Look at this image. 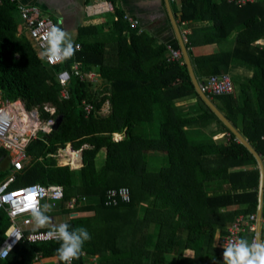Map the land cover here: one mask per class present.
<instances>
[{
    "label": "trees",
    "instance_id": "1",
    "mask_svg": "<svg viewBox=\"0 0 264 264\" xmlns=\"http://www.w3.org/2000/svg\"><path fill=\"white\" fill-rule=\"evenodd\" d=\"M182 3L181 20L197 18L194 13L202 7L217 6L214 0ZM226 7L236 8L242 18L235 48L196 56L192 43L186 47L199 82L229 74L231 66L252 73L244 78L229 74L232 92L209 98L264 166V44L251 46L264 36V0ZM17 16L14 3L0 0V97L38 110L42 121L61 117V122L56 130L39 131L27 143L28 160L11 187L61 186L63 210L73 198H98V205L84 208L94 212L92 217H69L65 222L70 230L82 226L90 233L83 252L109 250L115 257L108 264H203L218 229L231 225L237 216L256 215L259 173L254 159L200 99L182 57L168 62L166 47L131 27L121 13L105 41L86 39L101 29L86 24L79 27L80 49L74 60L84 71H96L103 86L98 90L71 75L69 99L62 100L56 76L66 64L42 61ZM215 25L222 37L234 29L231 16L215 19ZM83 102L92 105L89 114ZM105 102L108 113L102 115ZM45 107L54 108V114ZM114 134L121 139L114 140ZM218 134L223 142L214 139ZM67 144L81 149L78 169H71L64 157L61 162L67 165H58L54 156ZM160 155L161 165L153 169ZM9 163L8 152L0 148V181L8 175ZM121 187L127 188L129 202L105 206L106 192ZM74 210L81 212V207ZM8 225V216L0 209V243ZM58 247V241L38 245L20 241L0 264H31L36 255H56ZM173 253L177 259H168Z\"/></svg>",
    "mask_w": 264,
    "mask_h": 264
},
{
    "label": "built area",
    "instance_id": "2",
    "mask_svg": "<svg viewBox=\"0 0 264 264\" xmlns=\"http://www.w3.org/2000/svg\"><path fill=\"white\" fill-rule=\"evenodd\" d=\"M15 4L17 14L21 21L24 23V27L28 32L29 39L33 41L38 47L39 51H42L41 44L43 43L44 34L53 26H58L56 21L51 17L47 16L45 12L37 6H26L16 3L15 0H10ZM177 2H182L183 0H175ZM229 4H233L237 7H244L258 0H225ZM123 19L126 20L131 27H136L138 25V20L129 15H123ZM76 51L80 49V45H75ZM182 55L178 49H169V54L167 56L168 62H177L181 59ZM47 62V61H46ZM48 63V62H47ZM55 64L49 65H57ZM82 64L78 61H74L69 65L66 64V68L59 72L56 79L61 87L60 99H69V82L71 75H76L80 81H86L91 84H96L101 81L98 73L96 71H84ZM202 91L209 97H218L229 95L232 92L233 84L229 74H219L209 76L204 82L201 83ZM83 110L86 114H89L92 110V105L90 103L83 102ZM107 105V110L109 108L108 102H105L103 107ZM102 107V109H103ZM45 111L50 114H54L55 109L51 107H45ZM102 111V110H101ZM0 118H4L6 122H0V148L6 150L10 157L11 172L0 181V209H3L9 219V225L4 233V238L0 243V250H3L6 246L11 245V251L20 242L24 241L29 245H38L42 243H50L56 240H49L45 237L48 230H37L30 231L28 227L30 226L31 217L29 211H20L15 217L9 215L12 209V201H18L20 208L23 209L24 205L28 203L27 197L32 195L34 200H39L40 204L44 203L53 204L56 209L61 205L64 193L61 186L49 185L44 186L38 183H31L17 188H12L11 185L16 181V174L21 172L24 167V163L28 159V155L25 152V147L27 143L32 139L36 138L39 131L45 133H50L55 125V119L50 118L46 121L40 119V114L38 110H27L22 101H7L0 97ZM121 136L118 134L113 135L114 140H120ZM120 138V139H116ZM67 147V146H66ZM66 147L59 148L57 153L54 154L56 158H61V152L66 149ZM79 150V149H78ZM78 150H72L76 152ZM79 156V154H78ZM75 157L80 159L79 157ZM81 160V159H80ZM76 168V167H75ZM39 186V187H36ZM29 189H34L33 192H29ZM5 198H8L5 200ZM130 200L127 188L121 187L118 189H110L106 192L104 205L107 207H115L119 203H128ZM81 201L73 198L67 204L68 210L72 211L79 207ZM72 217V216H71ZM63 221L62 223H65ZM256 216H237L235 220L228 227L226 234L221 238L220 245L223 246L228 242L237 241L241 239V234L246 230H255ZM15 226L17 231L20 233L21 238L17 241L15 234L9 237L7 235L8 230ZM256 239L252 237L251 242ZM6 256L0 255V259H5ZM41 256L36 255L34 261H37ZM92 264H97L96 261H92ZM222 264H223V254H222Z\"/></svg>",
    "mask_w": 264,
    "mask_h": 264
},
{
    "label": "crops",
    "instance_id": "3",
    "mask_svg": "<svg viewBox=\"0 0 264 264\" xmlns=\"http://www.w3.org/2000/svg\"><path fill=\"white\" fill-rule=\"evenodd\" d=\"M16 3L26 6L40 7L47 16L54 19L58 25L65 29L75 45L77 44V35L79 27L90 25L97 26L99 34H87L85 37L88 40H106L107 36L112 29V22L116 19V14L121 13L123 15H129L138 20L137 28L138 32H145L149 36L153 37L156 44H162L166 47V56L169 54V49H178V41L175 34L174 26L171 22V17L175 21L183 40L186 43H192L191 50L194 55H213L222 51L229 52L235 48L236 37L238 30L240 29V22H242L241 16L237 13L236 8H227L228 3L225 0H214L217 3L215 8L206 9L202 7L197 14V18L193 20H181L182 16V2L175 0H15ZM192 1V0H191ZM190 3V2H188ZM189 9H186L187 14L192 15V11L188 13ZM232 17L234 29L226 37H222L223 33H218L216 30L215 19L221 17ZM19 18V16H18ZM21 22V19L19 18ZM264 36L261 39L255 41L251 46H263ZM180 51V50H179ZM181 52V51H180ZM75 55L65 61V64L69 65L74 62ZM229 74L238 75L241 77H250L252 73L239 66H231ZM70 144H68L69 146ZM67 146V147H68ZM71 146V145H70ZM66 147V149H68ZM71 149V148H69ZM74 156L76 155L73 152ZM62 154V153H61ZM78 154L75 156L77 157ZM75 163L78 168L81 167V160L75 158ZM79 157V156H78ZM10 158V157H9ZM67 158L68 157H64ZM59 159V158H56ZM28 160V159H27ZM69 162V159H68ZM79 163V164H78ZM59 165V164H58ZM71 167L74 165H70ZM11 172V163H9ZM62 166V165H61ZM77 168V169H78ZM99 199L96 197H85L81 200L78 208L81 207V212L71 213L72 217H92L93 211L84 209L85 207H93L99 204ZM263 209V208H262ZM55 213L58 215V220L53 216L51 217L52 224L58 226L63 221H66L65 211L69 213V210L65 206V209L61 208V205L57 207ZM70 216V217H71ZM256 216V215H255ZM264 224V218L262 216L261 227ZM223 227L220 231L218 229L214 235L211 247L208 249V254H204L203 264H222L223 249L220 245L221 238L226 234L228 227ZM30 231L33 230V224L28 227ZM39 230H49V228H43ZM256 230V223H255ZM255 230H246L242 239H247L251 243L252 237H255ZM6 231V230H5ZM261 235V231H260ZM114 254H110L109 250L101 254L88 255L85 252H81L79 259L74 260L73 264H92V261H96L97 264H108L113 258ZM115 257V256H114ZM168 259L176 260V254H169ZM31 264H60L57 255L42 257L37 261L32 260ZM128 264V263H123Z\"/></svg>",
    "mask_w": 264,
    "mask_h": 264
},
{
    "label": "clouds",
    "instance_id": "4",
    "mask_svg": "<svg viewBox=\"0 0 264 264\" xmlns=\"http://www.w3.org/2000/svg\"><path fill=\"white\" fill-rule=\"evenodd\" d=\"M41 48L39 58L50 64L71 59L76 51L69 33L55 25L44 34ZM0 122L6 121L4 118H0ZM33 191L34 189H29V192ZM32 197V195L27 197L28 203L24 205L23 209L20 208L18 201L13 200L9 215L15 217L20 211H29L33 230L49 228L45 237L59 242L56 255L60 264H73L74 260L79 259L84 244L91 239L90 233L82 226L70 230L68 223L53 225L51 217L47 213L52 211L54 205L49 203L41 205L39 200H34ZM7 199L5 198V200ZM13 234L17 241L21 238L15 226L10 228L7 233L9 237ZM9 251H11V245L0 250V255L6 256ZM223 264H264V241L254 239L249 243L247 239H239L228 242L223 246Z\"/></svg>",
    "mask_w": 264,
    "mask_h": 264
},
{
    "label": "water",
    "instance_id": "5",
    "mask_svg": "<svg viewBox=\"0 0 264 264\" xmlns=\"http://www.w3.org/2000/svg\"><path fill=\"white\" fill-rule=\"evenodd\" d=\"M171 22H172V25L174 26V30H175V34L177 37L179 50L181 51L183 62L187 68L190 80L192 82V85L196 93L198 94L200 99L204 102V104L216 115V117L224 124V126L235 136V139L237 140V142L240 143L254 159V162L256 164V169L259 173L255 238L261 241L260 231H261L263 196H264V166L261 162L259 155L251 148V146L239 134L237 129L227 120V118L217 109V107L212 103L211 99L202 91L201 89L202 82H199L195 76V73H194V70L191 64V60L188 54V49L172 17H171ZM60 122H61V117H57L55 119V125L53 126V130H56L58 128ZM69 147L71 148V150H73L70 145ZM76 154H79L80 159H82L81 149H79Z\"/></svg>",
    "mask_w": 264,
    "mask_h": 264
},
{
    "label": "rangeland",
    "instance_id": "6",
    "mask_svg": "<svg viewBox=\"0 0 264 264\" xmlns=\"http://www.w3.org/2000/svg\"><path fill=\"white\" fill-rule=\"evenodd\" d=\"M17 20H19V18H18V16H17ZM95 87L94 88H97L98 90L99 89H101V87L103 86L102 85V82L101 81H99L98 83H96L95 85H94ZM213 99H215L214 97H213ZM108 113V110H107V105L105 106V107H103V109H102V111H101V114L102 115H105V114H107ZM208 131L209 130H206L205 132H207L208 133ZM121 138V137H120ZM120 138H116V139H120ZM214 139L217 141V142H223L224 141V138L222 137V135L221 134H218V135H216V136H214ZM66 146H68V144L66 145ZM65 146V147H66ZM68 148H70V147H68ZM73 149V148H72ZM162 155H160V157H157V158H159V160H156V162L153 164V166H152V168L154 169H156V168H159V166L161 165V162H162V158H163V156L161 157ZM57 162H58V164L59 165H62V166H64V165H67V164H62V162H61V158H59V159H57ZM97 163H98V165H101L102 164V155H98L97 156ZM79 164V163H78ZM79 166V165H78ZM78 166H77V164H76V166H71V167H76L75 169H77L78 168ZM138 208V207H137ZM55 211L56 210H54V209H52V211H50V212H48L47 213V215H49V216H53L56 220H58V215L55 213ZM75 211V210H74ZM73 210H72V213L74 212ZM75 214H76V212H74ZM78 213V212H77ZM65 215H66V218L68 219L69 217H70V213H67V211H65ZM79 215H77V217H78ZM242 235H243V233L241 234V239H242Z\"/></svg>",
    "mask_w": 264,
    "mask_h": 264
},
{
    "label": "bare ground",
    "instance_id": "7",
    "mask_svg": "<svg viewBox=\"0 0 264 264\" xmlns=\"http://www.w3.org/2000/svg\"><path fill=\"white\" fill-rule=\"evenodd\" d=\"M62 154V156L61 157H68V159H69V164L70 165H74V166H76V163H75V160H74V157L77 155L76 153V155L74 156L73 154V151L71 150V149H64L62 152H61Z\"/></svg>",
    "mask_w": 264,
    "mask_h": 264
},
{
    "label": "snow or ice",
    "instance_id": "8",
    "mask_svg": "<svg viewBox=\"0 0 264 264\" xmlns=\"http://www.w3.org/2000/svg\"><path fill=\"white\" fill-rule=\"evenodd\" d=\"M34 199V197H32Z\"/></svg>",
    "mask_w": 264,
    "mask_h": 264
}]
</instances>
